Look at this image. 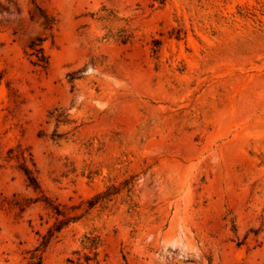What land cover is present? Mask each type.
Here are the masks:
<instances>
[{
  "label": "rangeland",
  "instance_id": "rangeland-1",
  "mask_svg": "<svg viewBox=\"0 0 264 264\" xmlns=\"http://www.w3.org/2000/svg\"><path fill=\"white\" fill-rule=\"evenodd\" d=\"M54 226L43 264H264V0H0V264Z\"/></svg>",
  "mask_w": 264,
  "mask_h": 264
},
{
  "label": "trees",
  "instance_id": "trees-1",
  "mask_svg": "<svg viewBox=\"0 0 264 264\" xmlns=\"http://www.w3.org/2000/svg\"><path fill=\"white\" fill-rule=\"evenodd\" d=\"M153 1L159 3L160 5H164L167 0H153ZM37 9L40 10V12H41V15H42V18L44 20L46 29H48L49 31H52L55 24H56L55 19L49 17L39 7H37ZM44 41H45L44 39L37 40L36 43H32L29 46V49L31 51L30 57L33 58V60L31 61L32 65L35 67L41 68L43 70H46L48 68V65H49V58L46 55L44 47H43ZM22 159H23V163L21 165V171L23 172V174L25 176L27 186L29 188H32L34 191H38L39 190V183H38L37 177L35 176V172L30 168L27 158L22 156ZM47 208L55 211V214L57 216L62 215L59 208L52 206V204L50 205L47 203ZM62 229H63V227L54 226L48 230L47 234L43 237V240H42V243L40 244V246L38 248H36L34 251L30 252L31 257H30V263L29 264H43V255L42 254L48 248L49 244L56 237V235L62 231ZM85 239L89 240L88 237H85ZM96 256H97V254H96ZM85 260L87 262L91 261V259L89 257H86Z\"/></svg>",
  "mask_w": 264,
  "mask_h": 264
}]
</instances>
